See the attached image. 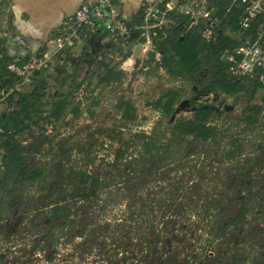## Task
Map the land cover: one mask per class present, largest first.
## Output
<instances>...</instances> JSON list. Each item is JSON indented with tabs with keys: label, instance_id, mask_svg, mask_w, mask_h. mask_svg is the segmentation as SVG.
<instances>
[{
	"label": "rangeland",
	"instance_id": "374dc122",
	"mask_svg": "<svg viewBox=\"0 0 264 264\" xmlns=\"http://www.w3.org/2000/svg\"><path fill=\"white\" fill-rule=\"evenodd\" d=\"M130 46L120 47L123 54ZM132 52L134 60H139V50L132 48ZM74 54L82 55V51ZM87 54L91 58L84 57L74 73L72 68V80L64 85L53 81V59L46 66L49 92L72 95L74 103H81V115H67L54 126L40 123L23 136L25 144L38 146L29 162L32 167L46 164L47 178L42 186L29 190L34 196L30 207L18 210L0 224V264H160L167 252L171 258L183 261L197 251L202 240L200 228L209 221L205 210H221V219L226 222L244 203L253 204L255 210L249 215L250 227L258 233L250 236L252 250L263 247L264 112L258 123L248 129L242 117L248 104L245 94L204 97L195 87L174 81L163 71L144 75L141 65L127 71L120 84L100 86L97 56L91 51L83 56ZM142 56L145 61L147 56ZM106 58L110 66L123 61L115 54ZM169 89L183 91L174 120L191 118L200 105L226 108L222 117L210 123L218 130H226V135L234 132L245 140L244 156L237 168L216 164L222 144L211 147L184 142L165 155V162L154 167L136 162L132 137L159 133L171 123L148 106ZM263 95L257 92L252 104L260 103ZM118 99L134 105L133 123L121 120L115 109ZM3 110L4 107L0 112ZM125 144L127 154L116 159ZM178 152L182 157L175 156ZM245 160L249 162L243 165ZM71 170L104 178L107 187L99 192L98 199L87 203L69 201L67 194L79 191L77 180L69 175ZM58 198L67 200L62 206L70 208L74 225L48 217L50 207L46 206ZM52 230L54 237L50 236ZM144 235L149 236L153 248L149 256L141 244ZM53 238L55 244H51Z\"/></svg>",
	"mask_w": 264,
	"mask_h": 264
},
{
	"label": "trees",
	"instance_id": "16d2710c",
	"mask_svg": "<svg viewBox=\"0 0 264 264\" xmlns=\"http://www.w3.org/2000/svg\"><path fill=\"white\" fill-rule=\"evenodd\" d=\"M207 1L214 8V16L218 20L215 41L206 42L202 38L205 27L203 21L191 25L192 20L188 14L174 11L167 14L166 24L155 30V36L152 37L153 50L147 54L146 60H137L134 68L141 65L140 71L145 72L144 75L163 71L172 80L195 87L204 97L232 98L245 94L248 97V104L242 111V117L244 126L250 129L258 123L261 113L264 112V95L260 103L252 104L257 92L264 94V88L248 77L234 76L224 57L232 54L247 37L254 38L261 18L252 22L248 30L242 31L239 23L243 16V7L239 3L232 0ZM113 4L116 6L115 1ZM142 17V11L139 10L129 22H126L129 33L120 42L104 43L107 33L99 26L92 36L84 38L82 55L74 54V46L66 48L53 58L54 83L64 85L69 79L72 80L74 74H70V71H73L71 69H74L73 73L78 70L84 57L91 58L88 54L83 55L91 51L97 56L101 70L98 85L120 84L125 75L120 69L122 62L110 66L106 64V55L107 57L119 55L123 61L130 56V50L123 54L120 47L131 45L140 39V32L136 28L142 25ZM54 34L57 36L58 32L55 31ZM79 34L81 38L86 37L85 28H81ZM97 41H100V47L94 48ZM44 52L37 51V58H41ZM28 60V56L9 57L5 51V39H0V93L7 92L3 96L4 110L0 112V224L9 221L18 210L30 207L34 196L29 190L42 186L47 178L46 164L32 167L29 162V156L38 152V146L25 144L23 136L40 123L54 126L62 123L67 115L75 118L81 115V103H74L72 95H63L58 91L49 92L46 68L34 73L30 87L13 90L19 78L8 70V66L24 65ZM182 96L181 89H169L148 106L165 119L171 120ZM191 104L195 106L196 103L192 101ZM115 109L120 113L122 121L127 123L135 121L136 109L130 101L118 99ZM226 112V108L215 109L200 105L193 110L191 118L171 121L169 126L159 133L134 135L132 139L135 140L133 151L137 157L136 162L141 166L154 167L165 162L167 160L165 155H170L172 148L184 142L208 144L211 147L222 144L217 150L216 164H230L233 169L237 168L244 156L245 140L234 132L226 135V130H218L210 123L213 118H220ZM235 127L239 125L236 124ZM225 138L226 141L223 140ZM127 146L128 144L122 146L116 159L127 154ZM263 149L261 147V150ZM175 156L182 157L179 152ZM248 162L249 160H245L243 165ZM69 175L77 180L76 186L79 189L76 193L67 194L69 201L79 199L82 203H87L98 199L99 192L107 187L106 179L91 176L86 172L71 170ZM127 175L124 174L123 177ZM67 200L58 198L46 206L50 207L48 217L74 225L70 208L62 206ZM254 211L253 204L238 205L234 214L225 222L221 219V210H205L204 215L209 221L200 228L202 240L197 251L183 261L171 258L170 252H167L160 264H264V246L252 250L249 241L253 233L258 234L250 227L249 215ZM55 235L53 230L50 231V236ZM52 240L51 244H55L54 238ZM141 244L148 250L149 256L153 249L149 236H142ZM207 248L211 250H206Z\"/></svg>",
	"mask_w": 264,
	"mask_h": 264
},
{
	"label": "built area",
	"instance_id": "2783aa9c",
	"mask_svg": "<svg viewBox=\"0 0 264 264\" xmlns=\"http://www.w3.org/2000/svg\"><path fill=\"white\" fill-rule=\"evenodd\" d=\"M113 1L115 0H97L93 4L83 1L74 17L63 22L56 29L57 36L52 34L56 49L51 54L44 53L41 58H37L36 52L29 51L23 41H17L18 45L25 50L29 60L24 65L10 64L8 66V70L19 78L13 90L30 87L35 72L46 68L47 64L66 48L83 46L84 38L92 36L99 26H102L107 33L104 43L120 42L125 38L129 29ZM232 1L243 7V16L239 23L240 30H248L252 22L258 18H261V22L254 38L247 37L232 54L225 56V60L229 63V70L234 76L248 77L264 88V0ZM140 10L143 16L142 25L136 30L140 32V39L151 46L155 30L164 26L167 14L174 11L188 14L192 20L191 25L203 21L205 27L202 38L206 42L215 41V27L218 20L214 16V8L207 0H156L143 3ZM81 28H85L86 37H80ZM157 57L159 58V55Z\"/></svg>",
	"mask_w": 264,
	"mask_h": 264
},
{
	"label": "crops",
	"instance_id": "0c3cea01",
	"mask_svg": "<svg viewBox=\"0 0 264 264\" xmlns=\"http://www.w3.org/2000/svg\"><path fill=\"white\" fill-rule=\"evenodd\" d=\"M83 1L93 4L97 0H0V39H5L7 55L11 58L26 56L25 50L17 41H23L32 52H54L56 45L52 34L63 22L74 17ZM154 1L156 0H115L118 12L125 22H129L139 12L143 3ZM141 40L131 44L133 51L138 49L140 52L141 56L137 57L139 61H142L143 53L147 56L153 50L149 43ZM94 46L100 47V41L94 43ZM82 47L79 45L75 52L81 51ZM132 48L130 56L120 66L125 73L137 61L134 60L135 53ZM6 94L0 93V109L4 107L3 96Z\"/></svg>",
	"mask_w": 264,
	"mask_h": 264
},
{
	"label": "water",
	"instance_id": "95a60500",
	"mask_svg": "<svg viewBox=\"0 0 264 264\" xmlns=\"http://www.w3.org/2000/svg\"><path fill=\"white\" fill-rule=\"evenodd\" d=\"M224 60H225V57H224ZM37 73V72H36ZM5 94L7 93V92H4ZM185 105V104H184ZM182 108V107H181ZM177 111L178 110H176V112H175V114L177 113ZM175 114L174 115H172V117H171V121H173L174 119H175Z\"/></svg>",
	"mask_w": 264,
	"mask_h": 264
}]
</instances>
